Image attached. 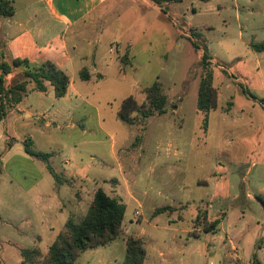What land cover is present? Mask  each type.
Here are the masks:
<instances>
[{"label": "rangeland", "instance_id": "374dc122", "mask_svg": "<svg viewBox=\"0 0 264 264\" xmlns=\"http://www.w3.org/2000/svg\"><path fill=\"white\" fill-rule=\"evenodd\" d=\"M138 1L142 8L133 23L127 6L118 14L130 22L129 30L113 29L114 18L103 26L102 44L97 40L101 28L89 33L93 48L104 54L116 44L112 42L119 33H123L125 43L131 41V47L123 46L116 58L126 73L108 70L104 81L88 96L86 107L92 115L88 134L83 137L79 127L67 128L68 120L63 118L49 128L42 121L36 122L28 129L40 127L41 132H30V146L51 154L49 161L35 160L37 164H33L14 156L0 168V241L11 251L8 264H20L17 249L39 247L42 257L46 256L57 234L65 232L63 221L72 209L76 220L87 212L91 191L85 194L86 204L77 210L75 202L83 198V183L65 178L66 189L62 186L60 192L53 191L48 164L61 181L65 171L81 170L91 188L94 178L117 179L121 183L119 194L129 205L124 235L83 252L74 264L123 263L128 236L146 239L150 258L144 264H249L254 258L264 264V208L257 200L264 197V52H255L250 46L264 41V0ZM204 45L212 56L210 71L218 95L217 108L208 115L207 125L206 115L197 109L205 74ZM79 46L87 49L86 37ZM6 78L10 87L27 81L18 72ZM155 81L163 85L167 95L165 112L141 125L124 124L117 115L122 101L133 95L142 105L144 88ZM80 85L88 90L97 86L91 82ZM5 103L6 110L14 107L8 100ZM79 103L81 98L66 103L64 116ZM145 131L149 158L154 152L165 160L151 174V158L141 162L140 172L134 165L136 154L145 150L141 145ZM116 158L125 167L130 191L141 196L144 190L133 186L134 177L145 179L144 189L150 196L142 217L135 214V206L126 195ZM104 162L110 168L99 171ZM105 183L107 192L117 186L116 180ZM56 198H61V208L70 205L71 209L59 213ZM48 201L56 207L50 215L54 230L27 228L25 220L35 221V211ZM162 206H174L179 212L151 219L152 209ZM205 217L208 226L215 220L220 222L214 234H205ZM171 220L176 222L169 224ZM18 229H24L26 235L18 236ZM160 250L166 252L167 261L160 258Z\"/></svg>", "mask_w": 264, "mask_h": 264}, {"label": "crops", "instance_id": "0c3cea01", "mask_svg": "<svg viewBox=\"0 0 264 264\" xmlns=\"http://www.w3.org/2000/svg\"><path fill=\"white\" fill-rule=\"evenodd\" d=\"M8 1L13 7L14 12L11 16L8 17H3L0 15V52H4L9 61L11 59H26L33 65H40L44 62H51L69 76L70 85L68 87L66 96L61 99L55 98L54 89L48 82L46 83V92L36 91L34 83H29L27 85V93L23 96L22 100L12 109L7 110L6 115L0 121V168L14 156L23 159L27 163L30 162L33 164H37L35 163L37 162L35 160L39 159L31 157L25 152V143L29 142V140L32 141L30 132H41L40 127L29 131L28 128L32 127L33 125L35 126L36 122L42 121L44 122L45 127L49 128L52 124L63 118L68 120V124L66 125L67 128L75 130L79 127L81 129L83 137L88 134V132L90 131V123L92 119V115L90 111H87L86 107V104H90L88 101V96L97 89L98 85H100L101 82L104 81L106 72L108 70L117 69V72L120 75H124L126 73V70L123 69L121 63L118 62L116 58L118 57V53H122L121 49L123 46L128 45L131 47V41L129 40L125 43V37L123 36V33H119L114 36L115 41L112 42L116 44L110 45L107 54H104L101 49L98 50V48H93L92 39L89 40V33L91 31H97L99 28H101V32L98 36L99 39L97 40L99 44H102L101 38L102 36H104V33H102V29L103 26L109 23L108 19L116 18L115 21L112 22L113 29L119 31L129 30V26L127 25V23H133V17H138L137 15L140 14V10L142 8L138 0H134L135 2L132 3L129 1L126 2L125 0ZM124 6H127L129 8V13H132L133 20H131L130 22L128 20H125L124 18L122 20L118 16V14L123 10ZM81 35H83V37ZM85 37L87 41L86 50H84L85 48L80 49V46L78 47V45L83 44V40L85 39ZM84 68L88 69L91 74V79L88 81L81 80L79 76L80 71ZM15 72H18L20 73V75H22L23 68L18 67L11 74H14ZM96 75H99V77L101 75L102 78L99 79ZM90 82L96 83L97 86L88 90L84 89V87L80 85ZM73 98H81L82 103L74 104L72 112L69 109L68 116H64L65 111L63 110V107L66 103L73 102ZM230 112L231 109L228 113ZM99 125L103 124L100 122ZM59 127L61 128L60 125ZM85 142L86 141L83 140V143ZM142 144L144 145L145 150L143 149L142 153L136 154L138 157L134 162L135 169L137 172H140L141 162L145 159L150 160L151 158L153 164L152 168L150 169V174L154 173L156 172V170L154 169H156V167L160 166L161 164H164L165 160L163 158H160L158 156V153L154 152L149 158V152L145 145L146 131L144 134V140L141 145ZM78 158L79 162L83 164L84 159H82V155H80ZM115 160L118 166V172L121 175L124 184L126 185V195L135 206V214L139 217H142L143 209L150 196L149 193H147L144 189L143 183L145 182V179L139 175L134 177L133 186L139 190H144L141 196H138L136 192L130 191L127 187L128 180L126 177L125 167L117 158ZM87 166L88 168H91L90 164ZM100 167L101 169L98 168V170L103 171L105 168H110V165L108 166L104 162V165ZM65 178L73 181L75 184H79V181L83 183L81 187L78 185V187H80L83 191V198L76 199L75 208L77 210L81 208L83 203L86 204V192L89 193V191H91V197L87 202L88 207L93 199L94 192L98 188L102 187L107 192V190L104 188V185H107L105 182L108 180H116L117 186H115V188L107 193L111 196L120 198L124 202L123 197H121V194H119V187L121 186V183L117 179H106L103 176L100 179L94 178L95 183L91 188V186L87 184V181L82 178V171L76 168L71 170V172L69 173L65 171L62 174V181L56 182L55 179L53 182L49 181L51 187L54 188L53 191L56 190L57 192H60V187L62 186H65L66 189V185L64 184L65 181H63ZM56 199V207L59 213H62L64 209H71L70 205L67 206V208H61V198ZM126 205L128 210L129 205ZM174 206H168L172 208V211L163 214L173 216V213L175 214L179 212L176 211L178 209H176ZM56 207H54L53 203L49 201L45 202L40 206L38 212L35 211V214L37 216L35 221L29 218V220H25V226L27 228L36 230L38 228H43L47 232H52L54 228L50 219V215L52 210ZM158 208L161 207H155L152 209L151 219H155L156 217L163 215L160 214L154 216V212ZM83 211L85 212V210ZM74 213L76 212L72 209L69 218L73 217L76 219ZM80 220L77 219V221ZM175 220L178 219L176 218ZM175 220L169 221V224L175 223ZM66 221H63L64 229ZM137 221H141V218H138ZM10 227H8V234L10 235L9 237H11V235L13 234ZM188 232L189 231H187L186 233ZM17 234L20 237L26 235L24 229H18ZM37 238L41 240L43 236H38ZM199 238L195 237V239ZM4 243L5 242L0 241V264H8L11 256V251H9L8 248L5 249L4 246L6 244ZM235 249L237 250L236 247ZM16 255H19L20 263V250H16ZM159 256L160 258H165V261L169 259L164 250H160ZM149 258L150 254L146 250V259ZM255 260L258 261L259 264H261V261L259 259L254 258L253 262ZM253 262H250L249 264H252Z\"/></svg>", "mask_w": 264, "mask_h": 264}, {"label": "trees", "instance_id": "16d2710c", "mask_svg": "<svg viewBox=\"0 0 264 264\" xmlns=\"http://www.w3.org/2000/svg\"><path fill=\"white\" fill-rule=\"evenodd\" d=\"M160 2L159 0H156ZM170 2L172 0H163ZM13 7L8 0H0V15L8 17L13 14ZM198 38L200 33H195ZM194 47H200L192 42ZM255 52H264V41L250 44ZM4 52H0V121L7 113L5 100L11 106L18 104L27 93V84L34 83L35 90L46 92L48 82L54 89L56 99L66 96L70 85L69 76L51 62H44L40 65H33L26 59H7ZM212 56L209 54L207 45L203 46L202 65L204 76L201 80L198 91L197 109L206 115L205 125L208 124L209 113L217 108L218 95L213 86V76L210 71ZM23 68V81L14 86H6V77L16 68ZM80 79L88 81L91 74L84 68L79 73ZM99 78V76H98ZM145 103L140 105L133 95L125 98L118 110V118L126 125L140 124L141 122L157 114L165 112L167 95L163 85L155 81L143 90ZM138 139V138H137ZM25 152L34 158L48 162L51 154L37 151L25 143ZM47 168L56 182L61 181L60 176L50 164ZM257 200L264 208V197L258 196ZM127 211V205L118 197L111 196L102 187L94 192L93 199L89 204L87 212L80 221L70 217L65 223V232L59 233L56 239L49 246L46 256L42 257L41 249L24 248L20 251V264H74L80 254L87 250L97 249L106 246L124 235L123 222ZM172 211L171 207L156 209L154 216ZM206 217L203 222L205 234H214L220 222L218 220L208 224ZM126 256L121 264H144L146 260V241L141 237L128 236L126 239ZM252 264H259L254 261Z\"/></svg>", "mask_w": 264, "mask_h": 264}]
</instances>
